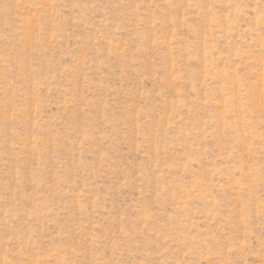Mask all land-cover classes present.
Here are the masks:
<instances>
[{
  "label": "rangeland",
  "instance_id": "1",
  "mask_svg": "<svg viewBox=\"0 0 264 264\" xmlns=\"http://www.w3.org/2000/svg\"><path fill=\"white\" fill-rule=\"evenodd\" d=\"M0 264H264V0H0Z\"/></svg>",
  "mask_w": 264,
  "mask_h": 264
}]
</instances>
